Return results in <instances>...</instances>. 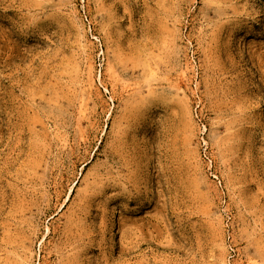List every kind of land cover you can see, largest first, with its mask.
Instances as JSON below:
<instances>
[{
  "label": "rangeland",
  "instance_id": "374dc122",
  "mask_svg": "<svg viewBox=\"0 0 264 264\" xmlns=\"http://www.w3.org/2000/svg\"><path fill=\"white\" fill-rule=\"evenodd\" d=\"M0 264H264V0H0Z\"/></svg>",
  "mask_w": 264,
  "mask_h": 264
}]
</instances>
